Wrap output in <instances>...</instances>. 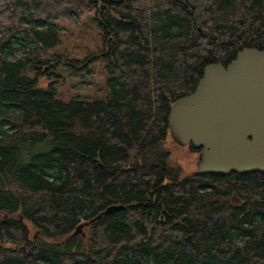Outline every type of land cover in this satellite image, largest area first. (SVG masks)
Masks as SVG:
<instances>
[{"label": "trees", "instance_id": "1", "mask_svg": "<svg viewBox=\"0 0 264 264\" xmlns=\"http://www.w3.org/2000/svg\"><path fill=\"white\" fill-rule=\"evenodd\" d=\"M83 16L96 59L56 52ZM246 48L264 0H0V264H264V173L182 178L166 147L173 104ZM94 60L101 100L39 86Z\"/></svg>", "mask_w": 264, "mask_h": 264}, {"label": "water", "instance_id": "2", "mask_svg": "<svg viewBox=\"0 0 264 264\" xmlns=\"http://www.w3.org/2000/svg\"><path fill=\"white\" fill-rule=\"evenodd\" d=\"M168 124L177 144L203 149L200 173H264V50L208 65L196 90L173 104Z\"/></svg>", "mask_w": 264, "mask_h": 264}, {"label": "rangeland", "instance_id": "3", "mask_svg": "<svg viewBox=\"0 0 264 264\" xmlns=\"http://www.w3.org/2000/svg\"><path fill=\"white\" fill-rule=\"evenodd\" d=\"M58 24L62 28V42L56 52L61 54L68 53L70 59L79 60H84L87 56L95 53V55L91 56V60L98 55L96 54L98 51L102 50L99 31L91 17L83 16L78 23L63 19ZM103 66L100 60H94L90 64L94 74L88 75L85 79L70 76L67 68L51 70L55 75L40 77L39 86L47 87L51 82L60 80V76H64L66 78L64 85L56 84L58 90L61 91L59 96L61 99L66 102L76 97L88 100H101L106 93L107 84ZM166 147L171 151L172 163L177 167H181L183 174L196 170L197 158L191 151L178 146L170 136L167 139Z\"/></svg>", "mask_w": 264, "mask_h": 264}, {"label": "flooded vegetation", "instance_id": "4", "mask_svg": "<svg viewBox=\"0 0 264 264\" xmlns=\"http://www.w3.org/2000/svg\"><path fill=\"white\" fill-rule=\"evenodd\" d=\"M169 136L171 137V139L173 140V138H172V136H171V134H170V130H169ZM168 139V138H167ZM174 141V140H173ZM167 142V141H166ZM175 142V141H174ZM176 143V142H175ZM177 144V143H176ZM178 146H180V147H183V148H186L188 151H191V153L192 154H194L195 155V157L197 158V162H196V170L195 171H191V173H187V174H182V178L183 177H185V176H188V175H192V174H200V175H206L205 173H200V171H199V168H198V161H199V156H200V154H201V152H202V148H198V147H196V146H194V145H192V144H188V145H186V146H181V145H179V144H177ZM170 152V154H171V151H169ZM172 156V155H171ZM170 161H171V159H170ZM171 164L173 165V166H175L173 163H172V161H171ZM177 167V166H176ZM181 168V167H180ZM182 169V168H181ZM234 173H236V172H234ZM232 174V173H231ZM231 174H228V175H231ZM238 174V173H237ZM216 175H221V174H216ZM228 175H224V176H228ZM240 175H243V174H240ZM180 178H181V176H180ZM232 200H233V202L235 203V204H240V202H239V200L236 198V197H233L232 198Z\"/></svg>", "mask_w": 264, "mask_h": 264}]
</instances>
